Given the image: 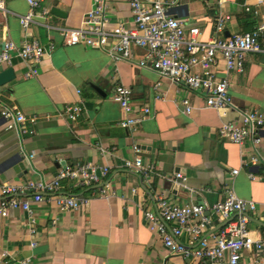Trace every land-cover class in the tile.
Segmentation results:
<instances>
[{"label": "crops", "instance_id": "obj_1", "mask_svg": "<svg viewBox=\"0 0 264 264\" xmlns=\"http://www.w3.org/2000/svg\"><path fill=\"white\" fill-rule=\"evenodd\" d=\"M0 1L6 9L0 10V54L6 40L22 44L36 39L43 46L51 42L57 45L38 64L15 59L12 68L16 78L0 88V101L12 100L27 116L40 118L36 134L28 136L9 129L0 115V182L51 183L64 170L55 167L61 161L68 167L93 163L110 169L105 179L89 187H76L71 180L62 182L60 194L89 200L79 210L60 211L51 193H44L40 203L34 201L33 193L21 194L19 197L30 201L36 213L38 233L30 234L24 211L14 210L7 218L0 216V264H21L29 257L31 264H197L192 257L171 255L162 238L149 230L144 213L156 211L162 197L178 205H213L231 188L239 197L258 204V211L250 214V229L256 239L264 240V141L251 151L248 145L241 148L219 136L222 122L239 121L245 109L264 115L263 53L248 54L244 72L228 73L233 105L223 115L207 107L203 92L162 79L150 64L141 66L142 60H148L144 49L135 48L132 60L114 61L108 50L64 46L58 31L47 26H81L93 0H51L47 4L50 16L28 30L22 28L18 17L29 12L26 0ZM105 2L113 23L134 27L130 0ZM165 2L170 13L187 27H198L205 42L252 31L260 23L254 12L264 15V2L259 0ZM53 8L66 16L52 14ZM221 14L232 19L223 32L217 33ZM5 69L0 65V71ZM31 69H38V74L26 78ZM217 73L219 77L226 75L221 57ZM158 83L160 91L155 90ZM118 85L132 88L135 108L147 106L152 110L134 129L120 126L127 116L113 98ZM186 99L193 107L190 114L182 104ZM78 101L83 102L84 112L77 122L56 117L59 110ZM134 144L140 146V155L156 166L149 178L125 168L127 161L137 157ZM16 156L23 159L26 179L14 170ZM253 156L259 158L256 168L244 163ZM178 169L188 177L194 192L172 181ZM235 169L240 170L238 175L233 174ZM250 172L256 180L249 178ZM180 241L195 247L187 238ZM33 242L37 243L35 248ZM252 258L246 252L242 264H251ZM261 259L264 264V253Z\"/></svg>", "mask_w": 264, "mask_h": 264}, {"label": "built area", "instance_id": "obj_2", "mask_svg": "<svg viewBox=\"0 0 264 264\" xmlns=\"http://www.w3.org/2000/svg\"><path fill=\"white\" fill-rule=\"evenodd\" d=\"M51 0H26L29 12L19 15V21L24 30L32 24H43L50 16L47 4ZM223 1V0H222ZM261 3L264 0H259ZM133 13L134 27L122 23H113L108 15L105 0H93L92 8L86 13L81 26L64 28L47 26L56 30L63 38L64 46L84 45L89 48L108 50L114 61L132 60L134 49L147 51L148 60H142L141 66L150 64L162 79H168L175 84L184 86L191 91H201L206 95V105L225 115L233 105L230 94L228 73H242L245 69L246 56L250 53L264 54V15L256 29L236 34L225 39L202 41L198 27H187L185 23L173 16L166 6L165 0H130ZM0 10L6 12L3 1ZM250 12L251 9L247 8ZM232 17L221 14L216 22V32L225 30L227 22ZM57 48L54 42L43 46L38 40H25L16 44L6 40L0 54V65L13 67L15 59L24 62L40 63L42 58ZM223 58L226 75L219 77L217 70L219 58ZM149 61V63H148ZM1 72V71H0ZM38 69H31L25 74L26 78L36 76ZM161 83L155 86L160 91ZM134 93L131 87L118 85L114 91V100L122 107L126 119L120 122L125 129H134L143 123L152 110L144 106L135 108ZM157 98H161L158 94ZM186 112H192L189 100H183ZM84 112L82 101L70 104L59 110L56 117L69 122H77ZM0 115L6 120L9 129H17L20 134L34 136L39 122L38 116H27L12 100L0 101ZM239 121H223L219 128L221 139L228 140L241 148L248 145L251 151L261 147L264 141V115L257 110L245 109L240 112ZM137 157L125 163V168L133 170L143 178H149L156 170L155 164L146 161L141 155L138 144L133 145ZM245 150L242 155L245 154ZM259 162L253 156L246 166L255 167ZM251 167V168H252ZM108 167L97 166L93 163L77 164L62 170L54 181H27L21 185L0 182V216L7 218L14 210L28 214V227L32 236L38 233L36 213L31 202L19 197L26 191L33 193L36 203L44 200V193H51L56 206L62 212L79 210L87 206L89 200L60 194L62 182L71 180L76 187L84 188L100 183L109 175ZM239 169L233 170L238 175ZM249 178L257 177L250 172ZM182 188L194 192L189 186L188 177L179 172L172 179ZM258 211V204L252 200L239 197L233 188L227 190L223 200L213 205L186 204L178 205L167 198H160L156 211H145V220L150 231L159 235L171 255L192 257L197 264H242L246 252L252 254L251 264H262L264 240L256 239L250 229V214ZM226 222L218 231L206 237V233ZM57 224V220H54ZM181 238H187L189 248L181 243ZM33 248L36 242L31 244ZM32 257L21 264H31Z\"/></svg>", "mask_w": 264, "mask_h": 264}, {"label": "water", "instance_id": "obj_3", "mask_svg": "<svg viewBox=\"0 0 264 264\" xmlns=\"http://www.w3.org/2000/svg\"><path fill=\"white\" fill-rule=\"evenodd\" d=\"M52 14L58 15V16H66V13H64L62 10L58 9V8H53L52 9ZM16 78L15 75V71L12 67L7 68L3 71L0 72V88L4 87L5 85L9 84L10 82H12L14 79ZM92 87L94 89H96L99 93L105 95L102 90L100 89V87L98 85H96L95 83H91ZM262 135L264 137V131L262 132ZM13 164H14V170L19 174L20 177L25 178V175L27 174V169L25 164L23 163V159L20 156H16L13 160ZM60 166L63 167V169L65 170L67 168V164L65 161H61L57 164H55L56 168H59ZM256 168V167H255ZM178 172L180 171L179 169L177 170ZM104 186V185H103ZM101 186V187H103ZM252 220V219H251ZM226 224V222H224L223 224H221L220 226H217L216 228L212 229L210 231L211 233H214L216 231H218L222 226H224Z\"/></svg>", "mask_w": 264, "mask_h": 264}, {"label": "rangeland", "instance_id": "obj_4", "mask_svg": "<svg viewBox=\"0 0 264 264\" xmlns=\"http://www.w3.org/2000/svg\"><path fill=\"white\" fill-rule=\"evenodd\" d=\"M254 55H256V54H254ZM260 57H262V59H263V58H264V55H263V54H261V55H260Z\"/></svg>", "mask_w": 264, "mask_h": 264}]
</instances>
